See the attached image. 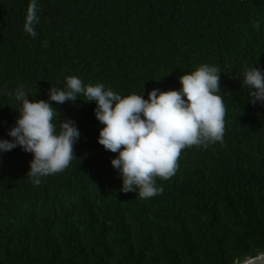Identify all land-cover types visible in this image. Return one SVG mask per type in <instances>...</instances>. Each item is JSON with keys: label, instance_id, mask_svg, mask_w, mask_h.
<instances>
[{"label": "trees", "instance_id": "1", "mask_svg": "<svg viewBox=\"0 0 264 264\" xmlns=\"http://www.w3.org/2000/svg\"><path fill=\"white\" fill-rule=\"evenodd\" d=\"M264 253V0H0V264Z\"/></svg>", "mask_w": 264, "mask_h": 264}, {"label": "water", "instance_id": "2", "mask_svg": "<svg viewBox=\"0 0 264 264\" xmlns=\"http://www.w3.org/2000/svg\"><path fill=\"white\" fill-rule=\"evenodd\" d=\"M239 264H264V253L256 257L247 258Z\"/></svg>", "mask_w": 264, "mask_h": 264}]
</instances>
